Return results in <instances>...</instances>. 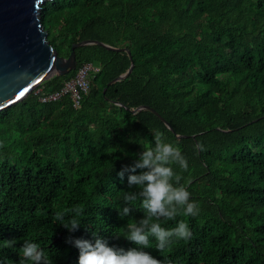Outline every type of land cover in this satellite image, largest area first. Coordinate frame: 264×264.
I'll return each mask as SVG.
<instances>
[{
	"label": "trees",
	"instance_id": "trees-1",
	"mask_svg": "<svg viewBox=\"0 0 264 264\" xmlns=\"http://www.w3.org/2000/svg\"><path fill=\"white\" fill-rule=\"evenodd\" d=\"M40 21L60 57L84 40L130 53L80 47L74 71L0 111V239L26 237L54 264H78L54 215L79 205L74 237L96 232L110 246L136 247L119 228L143 211L137 200L120 218L122 190L137 189L117 172L159 130L187 158L188 170L176 171L200 211L160 221L183 220L191 239L164 252L152 239L143 250L163 264H264V0H49ZM131 62L128 76L108 84ZM88 63L100 70L88 76L79 108L70 94L40 101ZM141 107L169 127L148 109L132 113ZM4 258L19 261L11 248Z\"/></svg>",
	"mask_w": 264,
	"mask_h": 264
},
{
	"label": "clouds",
	"instance_id": "clouds-1",
	"mask_svg": "<svg viewBox=\"0 0 264 264\" xmlns=\"http://www.w3.org/2000/svg\"><path fill=\"white\" fill-rule=\"evenodd\" d=\"M152 138L148 146L142 147V151L135 155L131 164L117 172L121 182L127 176L128 189H137L122 190L126 206L117 211L120 218L131 216L134 208L127 205L137 200L143 211L141 218L119 228L126 233L124 240L136 247L110 246L96 232H92V239L74 237L72 234L79 231L82 224L83 211L79 205L55 213L54 220L69 233L65 243L78 250V264H163L143 250L150 246L152 239L159 252H164L174 242L191 239L192 232L183 220L172 228H165L160 222L174 221L181 214L193 217L199 214V203L191 199V193L182 182L184 177L176 171V168L187 171L188 160L180 146L169 142L159 130H153ZM194 150L203 151L204 147L197 142ZM17 243H20L19 249L15 248ZM3 248L18 252V264H54L48 253L26 237L22 238V242L0 239V251ZM0 264H14V261L4 258L0 259Z\"/></svg>",
	"mask_w": 264,
	"mask_h": 264
},
{
	"label": "water",
	"instance_id": "water-1",
	"mask_svg": "<svg viewBox=\"0 0 264 264\" xmlns=\"http://www.w3.org/2000/svg\"><path fill=\"white\" fill-rule=\"evenodd\" d=\"M46 1L49 0H0V111L23 101L43 81L74 71L75 50L80 47L95 44L107 50L130 53L127 49H112L99 41L84 40L71 45L68 57H60L47 41V31L40 21V9ZM132 69L131 62L125 75L108 84L124 79ZM142 109L150 110L165 122L149 107L135 109L132 113Z\"/></svg>",
	"mask_w": 264,
	"mask_h": 264
},
{
	"label": "built area",
	"instance_id": "built-area-1",
	"mask_svg": "<svg viewBox=\"0 0 264 264\" xmlns=\"http://www.w3.org/2000/svg\"><path fill=\"white\" fill-rule=\"evenodd\" d=\"M100 68L97 65L85 64L80 68L76 76L67 82L60 92H56L47 97L40 98L41 102L54 101L62 95L70 94V98L75 108L80 107L81 94L87 93L88 90V76L90 73L98 72Z\"/></svg>",
	"mask_w": 264,
	"mask_h": 264
}]
</instances>
